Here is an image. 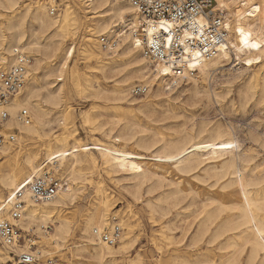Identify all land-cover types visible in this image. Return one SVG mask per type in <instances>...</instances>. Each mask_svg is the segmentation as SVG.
I'll use <instances>...</instances> for the list:
<instances>
[{
  "label": "bare ground",
  "instance_id": "obj_1",
  "mask_svg": "<svg viewBox=\"0 0 264 264\" xmlns=\"http://www.w3.org/2000/svg\"><path fill=\"white\" fill-rule=\"evenodd\" d=\"M25 1L0 0V56L8 57L12 46L16 45L14 47L26 53L29 51L32 58L24 90L9 106L10 117L5 125L6 129H11L9 132L19 128L23 134L21 136L31 139L41 136L45 127L55 119L62 123V127L69 124L67 108L64 110L66 113L53 119L48 116V111L61 105L64 93V84H56L52 80L54 74H65L69 90L79 94L87 92L89 88L95 94H99V90L94 89L91 79L79 72L76 65L66 64L74 53V45L63 47L62 43L69 30L74 33L78 28L79 20L74 8L65 0L57 17H49L46 5L53 4L54 0ZM83 3L86 11L93 15L91 24L84 28L83 42L78 50L80 59L87 63L88 68L98 70L105 79L119 76L111 90L115 94L112 99L117 104L127 101L134 104V99H130L131 87H126L132 78L138 80L137 85L149 88L155 77H158L154 93L161 95L160 88H173L171 85L165 88L170 80L179 84L182 79L190 78L195 84L196 75L199 74L205 84V79L208 80L226 64L231 63L232 68L240 65L249 71L264 62V0H215L213 9L224 14L228 38L216 46L211 56L202 57L195 51L190 53L184 75L171 79L168 67L152 65L153 69H149L150 61L140 55L143 38H149L158 29L159 23L145 20L123 0H83ZM99 35L113 39L114 46L102 49L97 39ZM1 50L9 54L5 55ZM248 77L253 86L260 85V97L264 100V73H259V69H251ZM160 85L162 87L159 88ZM194 88L195 93L199 92L196 85ZM20 106L29 110L33 120L31 124L24 125L18 120ZM145 107V103L140 104L139 112ZM91 108L84 111V124L96 120ZM129 125L127 123L125 126ZM220 126L213 123L206 126L204 123L201 127L207 128V134L191 137L183 143L161 142L159 150L147 155L126 148L128 143L142 148L156 143L145 140L143 136L134 139L118 132L108 141L91 135L90 142L74 138L70 143L68 138L74 135L75 129L56 134L53 141L48 139L46 142L45 154L40 162L38 151H25L21 162L15 159L0 164V216L7 217L5 210L8 208L7 195L3 196L2 191L11 193L20 185L27 184L42 173L44 165L49 164L54 169L63 166V170L69 174L81 172L84 165H101L108 173L129 172L135 178L136 188L155 179L156 183L149 192L170 185L171 188L145 200L151 209H160L163 203L175 201L183 194L189 195L190 202L198 201L201 206L199 216L195 217L197 220L187 241L183 244L182 240L176 241L169 235L164 237L168 239L166 244L156 245L159 251L192 254L193 249L197 254L192 260L183 259L176 264H264V158L259 163L251 164L253 149L243 147L232 131L224 133ZM10 134L17 139L20 137L19 132ZM257 139L259 151L264 155V133L263 137ZM11 144L12 141H8L0 146V158L9 153ZM20 170H23L21 174ZM63 179V185L49 201L35 202L27 188L23 190L25 208L19 226L29 229L33 225L41 241L36 243L31 238L27 245L16 243L12 247L1 244L0 264L12 259L10 251L16 254L28 251L41 255L39 257L53 258L52 254L60 250L61 243L72 232L71 221L62 214V209L75 198L71 181L64 176ZM95 193H102L99 181ZM108 214L104 201L99 199L79 224L80 241L75 255L78 260L70 261L63 255L64 264H121L117 254L128 243L131 230L125 220H118V226L123 228L117 236L118 247L102 242L100 231L110 230L115 220L114 215ZM221 251L226 252L217 259L208 256ZM129 264L139 263L130 261Z\"/></svg>",
  "mask_w": 264,
  "mask_h": 264
},
{
  "label": "rangeland",
  "instance_id": "obj_2",
  "mask_svg": "<svg viewBox=\"0 0 264 264\" xmlns=\"http://www.w3.org/2000/svg\"><path fill=\"white\" fill-rule=\"evenodd\" d=\"M33 1L35 0H26L25 2L33 3ZM44 1L47 2V0ZM63 1L65 0H54L55 4L46 5L49 17H57L63 8ZM67 3L74 8L79 21L75 32L72 33L69 30L65 41L62 43L63 47L74 45V53L66 64L67 66L76 65L79 72L91 79L94 89H98L99 94H95L92 88L82 94L69 90L66 75L54 74L52 80L56 84H64V93L61 105L48 111V116L53 119L62 113H66L64 110L67 108V121L69 124L62 127V123L55 119L45 127V131L41 136L31 139H25L21 136L23 134L19 128H16V131L9 132H19L20 137L15 138L12 141L13 144L9 145V153L0 158V164L15 159L21 162L22 154L25 151H38V161L40 162L44 157L45 144L48 139L53 141L56 134L60 135L62 132L73 129L76 132L68 138L70 143L74 138H79L81 142H90L91 135H95L102 141H108L112 139V135L118 132L134 139L143 136L145 140L156 141L154 145L148 148L137 147L133 143L126 144V148L147 155L151 151L159 150L161 142L183 143L191 137L197 138L200 135L207 134V128L201 127L204 123H206V126L212 123L220 124L221 131H224V133L232 131L243 147H251L253 149L251 164L263 160L264 155L259 151L257 138L263 137L264 133V100L260 97V85L253 86L252 81L250 82L248 79V75L251 69H259V73H264V62L257 64L249 71L244 70V67L240 65L232 68L231 63H229L230 65L226 64L223 68L216 70L208 80L205 79V84L202 82V77L197 74L195 84L190 78H184L169 90H163L160 88L162 85H160L161 95H155L154 93L159 82L158 77H155V80L143 95L137 96L130 93V99H134V104H130L129 101L117 104V101L112 99L115 94L111 90L119 76L116 75L108 79L103 78L98 70L88 68L87 63L80 59L78 53L79 45L83 42L85 25L91 24L93 14L86 11L83 0H67ZM51 5L57 8L55 14L49 12ZM71 27L68 26V28ZM14 46L16 45L12 47ZM1 52L5 55L9 54L3 50ZM27 54L30 56L29 51H27ZM140 55H143L142 50H140ZM0 58L4 59L2 56ZM92 64L94 63L92 62ZM148 67L153 69L151 62ZM58 78H61V80H57ZM134 84H138V80L132 78L126 87H132ZM195 85L199 89L197 93L194 92ZM142 103H145L146 107L139 112L138 107ZM89 107H92L91 111L96 116V120L93 123L84 124L83 114ZM127 123L130 125L125 126ZM42 170L50 171L61 179H63V176L68 178L71 181V186L75 189L74 200L62 209V214L71 221L72 232L61 243L60 250L52 254L57 264H64L63 255L69 258L70 261L78 260V256L75 255L76 246L80 241L78 237L79 224L101 198L108 208V215L115 216V220L111 224L116 225L118 220H125L131 230L127 239L128 243L117 254V260L121 264H129L130 261L139 264H176V262L183 259L192 260L197 256L193 249H191L192 254L183 252L175 254L166 250L159 251L156 248V245L166 244L168 239L164 237H169V235L171 239L176 241L182 240L183 244L187 241V236L197 220L195 217L199 216L198 212L201 208L198 201L190 202L188 194L178 196L175 201L169 200L163 203L160 209L156 207L151 209L147 207L145 200L149 197L154 198L162 190L171 188L170 185H163L160 189L149 192V189H152V186L156 183L155 179L148 180L140 188H136L134 185L135 178L128 174L129 172L115 171L108 173L103 170L101 165L95 167L84 165L81 167V172L73 174L64 171L63 166L54 169L49 164L44 165ZM22 172L23 170H20L19 174ZM97 181H99L102 189L100 194L95 193ZM7 193L6 190L2 191L3 196ZM20 228V245H27L28 240L31 238L36 240V243L41 241L33 225L29 229ZM119 229V231L123 230L121 226H119ZM114 245L118 247L117 239ZM31 250L35 249L32 248ZM225 252H215L208 254V256L217 259L219 255ZM10 254L13 256L16 253L11 251Z\"/></svg>",
  "mask_w": 264,
  "mask_h": 264
},
{
  "label": "built area",
  "instance_id": "obj_3",
  "mask_svg": "<svg viewBox=\"0 0 264 264\" xmlns=\"http://www.w3.org/2000/svg\"><path fill=\"white\" fill-rule=\"evenodd\" d=\"M123 1L132 6L145 20L160 24L149 38H143L141 50L154 67L157 65L168 67L170 79L184 75L185 63L189 59L188 56H191L190 53L195 51L202 57L211 56L216 46L229 36L224 14L218 9H213L215 0ZM56 11V7L49 9L50 14H55ZM98 42L102 49L113 47L112 44L115 43L107 35H99ZM30 62L31 57L17 47L11 49L8 57L0 58V146L15 140L9 133L11 129L5 128L10 117L8 109L24 90L29 77ZM168 85L173 87L175 84L170 80L165 88ZM147 89V86L134 84L130 92L139 96L146 93ZM17 118L24 125L30 124L32 119L29 110L24 107L18 109ZM63 183V179L43 170L27 184H22L8 193L6 196L8 208L5 210L7 217L0 216V244L12 247L20 242L19 222L25 208V201L22 198L25 188L32 200L43 202L53 199ZM119 230L117 224L113 225L110 230L100 231L99 237L107 245H113ZM6 264H57V261L54 258L42 259L37 254L24 251L14 254Z\"/></svg>",
  "mask_w": 264,
  "mask_h": 264
}]
</instances>
